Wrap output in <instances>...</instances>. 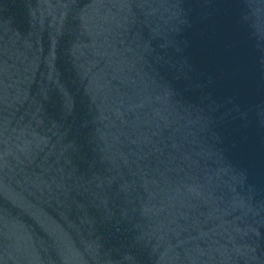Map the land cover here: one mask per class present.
I'll use <instances>...</instances> for the list:
<instances>
[{"label": "water", "instance_id": "water-1", "mask_svg": "<svg viewBox=\"0 0 264 264\" xmlns=\"http://www.w3.org/2000/svg\"><path fill=\"white\" fill-rule=\"evenodd\" d=\"M0 264H264V0H0Z\"/></svg>", "mask_w": 264, "mask_h": 264}]
</instances>
